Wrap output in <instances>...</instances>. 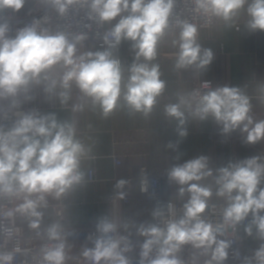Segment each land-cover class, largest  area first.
I'll return each instance as SVG.
<instances>
[{
	"label": "clouds",
	"instance_id": "obj_1",
	"mask_svg": "<svg viewBox=\"0 0 264 264\" xmlns=\"http://www.w3.org/2000/svg\"><path fill=\"white\" fill-rule=\"evenodd\" d=\"M26 0H0V10H21ZM57 15L65 16L75 7H86L88 19L101 26L110 25L103 35L107 45L103 51L78 54L77 45L86 34H76L71 40L64 32L51 33L34 20L9 35L7 21L0 22V100L10 99L12 107H18L17 97L27 93L33 84L45 82V91L51 93L59 86L62 103L69 99V89L74 83L82 95L98 106L103 118L109 117L123 101L131 114L148 116L166 88L161 79L159 64L152 63L158 55V47L166 33L179 29L178 38L172 40L176 69L195 67L206 69L214 53L198 43L199 29L195 23L177 18L171 21L176 0H43ZM193 11L208 18L215 17L225 24L235 23L241 10L247 16L245 27L251 31H264V0H192ZM113 21H116L113 24ZM122 41H130L134 52L133 63L124 69L119 58L113 56ZM61 69L58 77L53 70ZM123 86V91H122ZM206 91L180 94L177 102L165 105L166 116L177 122V135L187 136L185 110L201 121L214 119L221 134L239 131L244 143L264 141V119L254 120L252 98L240 87L220 86ZM264 102V84L259 87ZM84 104L73 105L74 112L83 111ZM13 126L5 131L0 126V199L20 200L15 207L0 213L11 220L17 214L28 221L31 229L41 235V223L49 195L60 198L70 189L86 181L81 163L89 158L91 149L77 138L74 122H60L54 113L39 115L36 112L18 114ZM173 150L177 144L168 145ZM168 179L178 186L177 194L188 199L183 204V215L171 218L161 227L157 224H141L138 235L144 237L140 245L137 264H184L178 255L184 245L203 251L210 258L205 264H225L232 241L221 239L229 228L251 216L244 227L248 236L255 235L261 241L244 264H264V156H252L229 162L216 169L215 193L211 186L201 181L213 176L209 158L199 155L168 170ZM126 179L116 181L117 195H127ZM141 191H146L142 185ZM215 194L223 198L222 222L213 223L203 217L209 208V199ZM171 207V206H170ZM153 218L162 217L156 209ZM127 227V225L125 226ZM98 235L89 237L93 247H84L81 255L88 264H130L126 253L132 250L126 237L118 235V225L108 217L99 218ZM0 232L8 239L11 230L0 224ZM48 243L41 247L40 264H66V236L59 223L43 229ZM0 251V264H13L15 252ZM238 257L239 253H235Z\"/></svg>",
	"mask_w": 264,
	"mask_h": 264
},
{
	"label": "crops",
	"instance_id": "obj_2",
	"mask_svg": "<svg viewBox=\"0 0 264 264\" xmlns=\"http://www.w3.org/2000/svg\"><path fill=\"white\" fill-rule=\"evenodd\" d=\"M46 5L43 0H26L18 14L27 16ZM246 20L245 11L241 10L235 23L225 24L217 19L212 28L199 31L198 43L214 53V58L206 69H196L193 66L178 70L174 67L178 49L172 46V40L178 38L179 30H169L160 42L156 59L152 61L159 64L161 79L166 81V88L148 116L141 113L131 114L121 97L113 113L103 118L99 107H93L91 100L84 97L74 83L69 89L66 103H62L59 96L62 89L57 86L48 93L45 91V82L30 86L27 95L31 99H26L22 92L16 98L18 107H12L10 99L0 100V109H26L28 113L36 112L39 115L54 113L60 122H74L77 138L91 149L89 158L81 163L82 170L87 174L86 181L58 199L52 195L47 197V207L42 209L44 216L41 235L38 236L37 230L29 227L24 217L16 215L17 224L23 234L47 241L43 229L50 224L59 223L63 232L96 229L99 218L106 216L118 225V235L126 237L130 242L132 250L126 255L137 257L141 243L137 228L141 224L154 223V203L142 198L139 191L138 177L142 170L159 178L162 197L186 201L188 194L183 198L179 197L178 186L168 179V170L173 165L182 164L199 155L207 156L213 176L200 183L211 186L215 193L216 169L227 166L230 161L264 156V141L246 144L238 130L227 135L221 134L220 126L214 119L201 121L191 116L187 110L184 125L187 136L181 138L177 135V122L166 116L164 111L165 105L177 102L178 95L192 92L197 81L206 79L214 82L213 89L220 86L240 87L252 98L251 114L254 120L264 119V102L260 99L259 91L260 85L264 84V31H249L245 27ZM106 27L109 28L110 25L106 24ZM96 51L102 50L95 48L93 52ZM112 52L121 61L126 83L127 69L134 60L131 42L122 41ZM60 72L59 67L53 70L57 77ZM80 103L84 104L83 111L74 112L73 105ZM170 142L177 144L175 150L168 147ZM91 170L95 174L94 181H89ZM119 179L129 181L125 188V197L128 200L117 195L114 185ZM210 201L225 200L213 194L208 202ZM20 202L16 200V204ZM237 236L239 247L246 255L251 256L261 243L256 238L255 228L253 235L248 236L244 227H241ZM188 248L189 254L200 251L191 245ZM201 262L193 259L194 264ZM66 264H86V260L74 255L69 257Z\"/></svg>",
	"mask_w": 264,
	"mask_h": 264
},
{
	"label": "built area",
	"instance_id": "obj_3",
	"mask_svg": "<svg viewBox=\"0 0 264 264\" xmlns=\"http://www.w3.org/2000/svg\"><path fill=\"white\" fill-rule=\"evenodd\" d=\"M193 8L194 4L192 0H176V6L173 10L172 17L170 18L172 23H174L177 18L187 20L189 23H195L199 31L210 29L215 25L217 18L213 17L209 20L208 18L194 12ZM34 20H38L40 22L39 26L48 29L51 33L64 32L69 40H71L76 34H86V39L77 45L78 54L80 52H93L95 48H99L102 51L107 48V45L103 42V35L108 27H106V25L101 26L95 20H89L88 9L86 7L82 8L77 6L74 9H71L65 16L57 15L55 10L49 5H46L38 12L27 16H21L18 12H13L11 9L0 10V22H8L11 29L9 35H14L17 29L32 23ZM171 30L179 29L174 28ZM205 83H208L212 89L214 88V82L212 80H199L194 84L192 92L194 90H199L201 93L206 91L207 89L203 87ZM22 113H28V110L0 109V126H2L5 131L9 130L13 126V123L19 118L18 114ZM116 163L120 164V161L116 160ZM94 180L95 174L94 171L91 170L89 172V181ZM138 182L141 197L152 201L154 203V210L160 209L163 212L162 217L154 218V224L163 227L164 222L168 219H179L182 217L183 204L186 201H174L162 197L159 178L149 174L146 170H142L141 175L138 177ZM142 185L146 186V191H141ZM128 199L129 198L127 197L123 198V200ZM208 203L209 208L206 209L203 217L212 221L214 224L222 222L221 214L223 208L226 207V202L210 201ZM15 205L16 199H0V213L6 212L9 208L15 207ZM249 222L250 220L248 217L241 224L237 225L235 231L229 228L225 233V236L219 237L221 239L232 241L231 248L229 249V256L225 261V264H244V258L250 256L246 255L239 247V239L237 236L239 229L245 227ZM0 224H2L4 228L11 230L10 239L6 237L4 232H0V251H13L18 248L19 251L15 252L13 264H40L42 259L40 252L41 247L48 243V241H42L38 237L24 235L17 224L16 216L11 220L0 217ZM64 234L66 236V251L68 252V256L72 257L75 255L83 260H85L81 255L83 248L93 247L89 237L94 239L98 235L96 229L66 230ZM144 239L145 238L141 236L140 245L144 242ZM237 252L239 253L238 257L235 255ZM181 254L182 249L178 255L181 256ZM127 257L130 260V264H137L139 260V255L137 257ZM86 264H88V261H86Z\"/></svg>",
	"mask_w": 264,
	"mask_h": 264
},
{
	"label": "rangeland",
	"instance_id": "obj_4",
	"mask_svg": "<svg viewBox=\"0 0 264 264\" xmlns=\"http://www.w3.org/2000/svg\"><path fill=\"white\" fill-rule=\"evenodd\" d=\"M214 202H225V201H214ZM189 245H185L182 248V254L180 256V258L183 260L184 264L188 263V264H194L197 262L193 263V259L197 260V261H202L201 264L207 259L209 258L208 255L203 254V251L200 250L199 252H197V254L194 253H190L189 254ZM187 254V256L185 255ZM204 264V263H203Z\"/></svg>",
	"mask_w": 264,
	"mask_h": 264
}]
</instances>
